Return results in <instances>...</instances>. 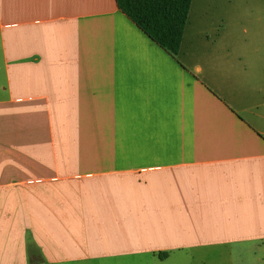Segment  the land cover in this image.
Returning a JSON list of instances; mask_svg holds the SVG:
<instances>
[{
	"label": "crops",
	"instance_id": "0c3cea01",
	"mask_svg": "<svg viewBox=\"0 0 264 264\" xmlns=\"http://www.w3.org/2000/svg\"><path fill=\"white\" fill-rule=\"evenodd\" d=\"M190 13L0 0V264H264V8Z\"/></svg>",
	"mask_w": 264,
	"mask_h": 264
},
{
	"label": "trees",
	"instance_id": "16d2710c",
	"mask_svg": "<svg viewBox=\"0 0 264 264\" xmlns=\"http://www.w3.org/2000/svg\"><path fill=\"white\" fill-rule=\"evenodd\" d=\"M115 1L121 12L131 19L149 38L171 56L175 57L177 55L191 0ZM31 244V241H28L27 246ZM30 257L33 258V256Z\"/></svg>",
	"mask_w": 264,
	"mask_h": 264
},
{
	"label": "rangeland",
	"instance_id": "374dc122",
	"mask_svg": "<svg viewBox=\"0 0 264 264\" xmlns=\"http://www.w3.org/2000/svg\"><path fill=\"white\" fill-rule=\"evenodd\" d=\"M197 7H200L202 16L205 21H209L210 24H228V22H231L229 15L232 10H252L264 8V0H191L189 10L191 12L190 17H192V19H194L193 9ZM216 260L222 261L221 264H226V257H219L217 259L210 255L205 257V264H220ZM182 261L178 262L172 257L164 263L179 264L182 262V264H196L190 257H186V259Z\"/></svg>",
	"mask_w": 264,
	"mask_h": 264
}]
</instances>
